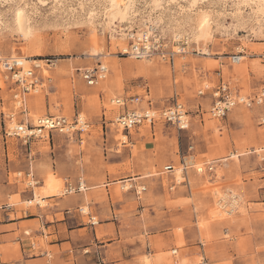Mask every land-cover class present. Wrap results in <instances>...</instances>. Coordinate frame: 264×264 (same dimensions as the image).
<instances>
[{
    "label": "rangeland",
    "instance_id": "obj_1",
    "mask_svg": "<svg viewBox=\"0 0 264 264\" xmlns=\"http://www.w3.org/2000/svg\"><path fill=\"white\" fill-rule=\"evenodd\" d=\"M102 1L0 0V56L31 61L24 67H35L38 80V91L27 98V113L22 114L13 100L16 86L0 70V133L5 127L3 113L13 116V124H36L45 116L73 119L80 115L90 126L85 133H53L49 141L37 138L27 146L15 139L0 140L3 165L10 162L7 147L10 152L29 154L31 145L33 153L52 154L55 147L76 160L80 174L77 184L63 181L54 176L55 163L49 162L44 180L46 184L56 179V186L61 183L57 197L77 193L81 183L85 188L100 187L104 194L109 189L114 200L127 201L138 223L155 217L175 233H182L185 226L196 227L201 243L230 244L237 256L229 255L223 264H235V258L240 259L237 264H264V103L236 105L222 119L208 113L221 83L229 85L234 97L253 98L264 89V32L256 31L250 9L243 12V24L231 18L233 3L206 4L201 10L213 22L212 35L187 44L183 38L175 40V25L170 20L175 11L173 0H163L167 6L164 17L137 2L121 25L124 32L117 36L108 31ZM18 11L31 25L29 41L15 29ZM149 29L154 30L150 41L140 40ZM129 34L137 36L133 39ZM148 44L149 56L137 58ZM182 47L184 51L177 52ZM30 54L38 56L26 59ZM235 55L244 58L234 64L231 57ZM103 65L107 67L105 77L88 86L83 71H100ZM136 96L142 97L140 107L150 100L159 111L176 102L184 105L189 127L179 130L159 121L131 133L118 129L112 122L124 109L111 101ZM198 108L202 111L197 112ZM146 140L155 143L154 147L149 144V151L141 148ZM44 166L36 163L34 173ZM168 166L173 170L165 171ZM20 173V177L19 173L11 175L10 185L24 189L32 181L36 190L35 174L31 180L26 172ZM69 188L72 193L67 192ZM9 201L15 202L14 198ZM81 211L89 214L87 207ZM181 246L177 243L176 248Z\"/></svg>",
    "mask_w": 264,
    "mask_h": 264
},
{
    "label": "crops",
    "instance_id": "obj_2",
    "mask_svg": "<svg viewBox=\"0 0 264 264\" xmlns=\"http://www.w3.org/2000/svg\"><path fill=\"white\" fill-rule=\"evenodd\" d=\"M150 143L155 146L146 140L141 148L151 150ZM51 150L52 154L33 153L31 145L29 154L7 147L6 167L0 158V264H200V258L202 264H223L229 255L237 256L228 243H201L196 227L175 233L155 217L138 223L127 201L114 200L109 189L104 194L100 187L82 185L83 191L57 197L61 185L56 186L53 178L46 184L44 180L49 162L55 163L54 176L63 181L77 184L80 174L75 159L55 147ZM39 162L46 166L34 173ZM30 167L39 181L36 190L10 185L13 173H28ZM84 207L88 215L82 213ZM97 218L99 222L94 221ZM177 243L183 246L176 248ZM173 250L176 253L170 256ZM236 260L240 259L235 258V264Z\"/></svg>",
    "mask_w": 264,
    "mask_h": 264
},
{
    "label": "built area",
    "instance_id": "obj_3",
    "mask_svg": "<svg viewBox=\"0 0 264 264\" xmlns=\"http://www.w3.org/2000/svg\"><path fill=\"white\" fill-rule=\"evenodd\" d=\"M140 53V52H139ZM142 53V52H141ZM150 53V50H149ZM142 54H138L137 58ZM149 56V54L147 55ZM231 62L238 64L241 62V57L235 55L231 57ZM35 67H29L25 70L21 58H4L0 56V70L5 74L8 81L16 86L17 91L14 92V103L22 114L27 113V98L36 93L38 87V80L35 77ZM104 71H91L84 70L82 78L88 86H93L99 79L102 78ZM203 95V91L199 92ZM213 103L209 109V115L216 119H222L226 116L227 112L236 105H246L252 107L254 104L261 105L264 103V89L253 98L234 97L228 84L221 83L213 94ZM142 97L136 96L132 98H121L114 100V105L123 108L124 111L120 113L112 122L118 129L131 133L133 130L143 126H154L159 121H164L167 124L177 127L179 130H185L189 127L190 116L188 110L184 105L176 102L172 107L163 109L161 111L154 108L153 103L148 100L147 108L140 109ZM131 106V107H130ZM202 111L198 108L197 112ZM5 118V127L0 133V140L7 143L9 140L15 139L29 145L33 139H47L49 141L53 133L62 135H73L76 133H85L89 129V124L78 115L73 119H68L63 116H45L37 120L36 124L29 125L26 123L13 124V116H7L3 113ZM6 120H9L7 123ZM173 166H168L165 171H172ZM21 176V173L18 174ZM26 178L34 180V174L31 168L26 173ZM29 187L34 186V182L28 183ZM82 185L76 189L77 192L82 191ZM143 191L145 188L142 189ZM75 191V192H76ZM68 193L73 190L69 188Z\"/></svg>",
    "mask_w": 264,
    "mask_h": 264
},
{
    "label": "bare ground",
    "instance_id": "obj_4",
    "mask_svg": "<svg viewBox=\"0 0 264 264\" xmlns=\"http://www.w3.org/2000/svg\"><path fill=\"white\" fill-rule=\"evenodd\" d=\"M137 2L143 3L144 6L146 8L151 9L152 12L160 13L159 17L161 16L164 17V14L166 13L167 10L166 8L167 6L164 5L163 0H103L101 4L103 9L102 8L101 9L104 12V16H106V26L112 36H117V34L124 32V30H122L121 28V25L125 21H127V18L130 16L131 12H133L132 10L137 5ZM166 2L168 3V1ZM173 2L175 3L174 4L175 11L173 14H170V20L171 23L175 25L174 31H175L176 42H179V40L183 38V40L188 41L187 44L191 40H193L196 43H199L200 41L207 40L209 37H211L213 30V22L210 20V18H208V15L205 12L204 13L202 12L201 8L208 3L212 4L215 2H220L224 6L229 3H233L235 7V12L231 15V18L236 19L238 22H241L243 24L246 21V19L243 16L244 15L243 12L246 8H249L250 9L249 11L251 12L249 14V18L256 26V31L258 30V32H264V0H173ZM91 12L93 14V11ZM95 16L96 14L94 15V17ZM115 25L116 27H114ZM14 26L19 36H21L24 39V41H29L31 34V30H30L31 25L29 24L26 15L22 11L16 12L14 16ZM152 31L154 32L153 29L143 31V35L139 36L140 40L144 39L146 42H149L150 38H152V36L154 35ZM254 33L256 32L253 31L252 34ZM136 36H137L136 34H129V37L133 39ZM149 45L150 44H148V46L144 48L145 51L137 54H142L141 57L143 58L148 57L147 55L149 54V50H151V48H149L150 47ZM137 46L138 44H136L134 48L135 51L138 52ZM207 50L204 51L205 55L208 53ZM181 51H184L183 47L177 49V52H181ZM36 56H38V54H30L26 56V59ZM243 58L244 57H241V61ZM21 60L23 63V67L24 65L31 63V61H27L22 58ZM36 62L37 61H35V63ZM24 69L28 70L29 67L27 68L24 67ZM100 70L104 71V73L102 74V78L105 77L107 67L103 65L101 66ZM112 105L114 106V100L112 101ZM146 108L147 106L140 107V109H146ZM199 171L202 170L200 169ZM58 184L61 185L60 182H58ZM82 185H84V183H82ZM36 201L42 203L39 200Z\"/></svg>",
    "mask_w": 264,
    "mask_h": 264
}]
</instances>
